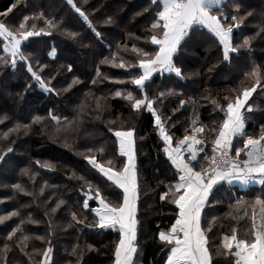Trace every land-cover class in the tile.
I'll list each match as a JSON object with an SVG mask.
<instances>
[{"label":"trees","instance_id":"16d2710c","mask_svg":"<svg viewBox=\"0 0 264 264\" xmlns=\"http://www.w3.org/2000/svg\"><path fill=\"white\" fill-rule=\"evenodd\" d=\"M74 3L86 13L92 27L67 0H0V21L15 28L28 16L26 26L34 23L36 30L51 32L31 36L22 45L47 91L32 78L26 62L18 59L16 67L12 66L0 38V58L9 61L0 63V216H8L0 221V264H42L43 252L49 246L50 264H114L120 233L96 226L98 217L92 209L98 206L97 201H90L88 209L83 208V202L89 184L93 185V193L99 187L113 205L123 203V191L85 157L95 156L106 167L122 170L126 159L118 152L115 133L130 129L135 133L138 175L137 251L133 264H166L170 246L159 240L158 233L170 228L179 209L170 202V194L163 200L160 197L179 176L165 152L166 142L159 135L152 112L145 106L133 108L134 101L126 98L127 93L141 99L147 94L154 99L153 107L174 145L192 133L193 121L195 126H205L203 138L211 152L227 103L234 102L237 95L242 97L243 89L255 84L250 73L258 68L260 84L249 102L255 101L254 107L244 112L246 124L235 139L264 134V0H225L221 9L228 22L236 23L231 21L232 14L245 17L233 29V44L254 36L250 47L230 52L226 61L217 38L207 28L196 25L174 56L182 76L158 72L143 90L132 83V77L142 74V57L133 46L150 53L158 50L148 37L162 5L150 0ZM109 17L112 23H105ZM46 19L58 22L59 28L48 29ZM68 32L78 36L72 38ZM52 50L56 51L55 58L49 55ZM106 58L114 59L116 64L122 60L125 67L106 63ZM169 89L172 94L155 100ZM184 98L189 106L181 110ZM35 117L43 119L35 121ZM17 124L29 127L5 137ZM101 148L103 152L96 151ZM108 161L112 162L110 166ZM15 184L25 191L15 189ZM258 199L264 202V183L242 187L222 182L214 186L202 216L203 228L212 223L211 231L206 233L212 264H235L237 258L223 254L226 250L222 249L223 236L230 235L234 228L238 236L254 238L253 224L259 227L264 223V203H257ZM61 200L64 203L56 208ZM13 212L18 215H9ZM73 212L82 222L72 220ZM13 229L17 231L13 233ZM25 235L29 237L27 247L21 244ZM77 246L78 255H72ZM217 246H221L220 255L216 254Z\"/></svg>","mask_w":264,"mask_h":264},{"label":"snow or ice","instance_id":"6c2138e0","mask_svg":"<svg viewBox=\"0 0 264 264\" xmlns=\"http://www.w3.org/2000/svg\"><path fill=\"white\" fill-rule=\"evenodd\" d=\"M67 2L72 5L89 27H92L89 17L74 3V0H67ZM150 2L158 6L162 5L151 24V35L148 37L153 45L158 46V50L150 53L133 46V51L138 52L142 57L139 59V67L142 69V74L132 77V83L139 86L140 90L144 89L145 82L155 72L167 71L175 73L177 77L182 76V69L174 62V56L178 55L182 42L185 41L190 34V30H194L196 25L207 28L217 38L219 44L223 47V58L226 61L229 60L230 52H238L241 48L250 47V41L255 38L254 36H245L242 43L233 44V29L239 27L245 17L239 16L238 13L232 14L231 21L236 23L228 22V17L221 10L224 0H150ZM85 3H87V0H85ZM239 7L237 4L236 8L238 9ZM39 15L43 16L44 14L40 13ZM247 15H251V13H247ZM28 20L29 17L25 16L23 22L15 28L14 26L10 27L7 22L0 21V37L6 42L4 51L12 57L10 61L12 66L16 67V58L19 57L21 61L26 62L27 71L31 73L32 78L47 90L44 79L39 75L38 71L33 69L29 56L25 55L22 50V41H26L31 36L39 35L41 32L48 35L51 32L46 31L45 28L36 30V24L34 23L26 26ZM105 23H112V18L109 17ZM45 24L48 29L59 28V23L53 19H46ZM261 30L264 31V28H261ZM68 35L76 38L78 33L68 32ZM96 35L99 36L101 34L96 32ZM49 55L52 56L53 53L50 52ZM104 62L112 63L116 67H125V63L122 60L119 64H116L114 59L108 60L106 58ZM0 63L6 64L9 61L6 58H0ZM41 67L46 66L41 65ZM69 70H71V65H69ZM97 74L99 75V72ZM250 75L255 78V84L251 87H245L242 91V97L237 95L234 102L229 100L226 111L222 108V111H225V116L213 141L211 156L198 157V153L202 149L194 146L200 145L204 141L197 138L196 133L204 132L205 126H195V121H193L194 127L191 135H185L175 148L165 147V152L175 165L179 176L178 181L175 184H169L168 192L162 193L160 197L163 200L170 194V202L179 209L170 228L166 231L161 230L158 233L159 240L166 246H170L166 264H212V252L209 247V237L206 234L211 231L212 223L208 224L207 229L203 228L201 212L209 201L213 186L225 180L228 182L238 180L241 183H248L257 179V175L264 176V144L261 143V141H264V134L258 139H248L245 147L250 148V150L247 152L248 159L243 161V165L229 156L232 138L242 134L244 129V115L241 109L245 107L248 98L255 91L256 86L260 84L258 68H253ZM75 82L76 80L74 79L73 83ZM166 94H172V90L169 89L167 93L160 92L155 100H160ZM116 95L120 96L121 93L117 91ZM126 98L129 101H134L132 104L133 108L139 109L141 105H145L152 112L161 136L166 143L170 144L172 137L167 134L163 126L162 117L157 114L156 109L153 107L154 99L149 98L147 94L142 99L135 98L132 92H128ZM225 99L228 100V97H225ZM181 104H183V101H181ZM97 106L99 107V105ZM247 110L251 111V105L248 106ZM53 118L56 119L55 117ZM34 119L35 121H40L43 118L35 117ZM28 127V125L17 124L15 128L10 129L4 136L7 137L10 132H18L21 128L27 129ZM212 131L216 130L213 129ZM115 135L120 138L121 154L128 157V163L124 165L122 170L106 167L104 163L97 161L95 156H86L85 159L107 177L109 181L123 189V203L113 205L107 201L100 188L95 187L94 196L99 202V207L92 209V211L98 217L96 226L99 228H115L119 225L120 239L115 247L114 264H133V255L137 251L134 241L136 240V200L138 198L132 139L133 130L116 131ZM184 145H187L186 150L190 153L188 160H185L181 152V148ZM8 151H11V149L9 148ZM88 151H93V149ZM96 151L103 152V149H97ZM239 155L240 150H237L236 156L238 157ZM2 159L3 157L0 156V160ZM201 159L210 163L207 168L201 166L200 170L197 171L196 165L200 163ZM107 163L111 164L112 162L108 161ZM45 167H52V165L46 164ZM24 171L25 173L28 172L27 169ZM13 187L21 192L25 191L20 184H15ZM92 189L93 185L89 184V191L91 192ZM41 192H43V188ZM63 203V200L59 201L56 208H59ZM239 203L240 201H237V205ZM257 203L264 202L258 199ZM56 208H53L52 211L55 212ZM83 208H89L88 199L84 200ZM9 215H18V213L13 212ZM71 215L73 221L82 222L78 220L75 212ZM229 215L232 214L230 213ZM7 218L8 216H0V221ZM253 229H255L253 239L238 236L235 228L230 235L226 234L223 236L222 249L226 250L223 254L234 255L237 258L235 264H264V223L259 227L253 224ZM16 231L17 229H13V233ZM40 239H43V237H40ZM28 240V236H22L21 244L27 247ZM7 247L5 245V250H7ZM77 248L78 246L73 248L72 255H78ZM51 253V246L44 250L43 256L45 260L42 264H47V261L51 259ZM216 254H222L221 246H217Z\"/></svg>","mask_w":264,"mask_h":264},{"label":"rangeland","instance_id":"374dc122","mask_svg":"<svg viewBox=\"0 0 264 264\" xmlns=\"http://www.w3.org/2000/svg\"><path fill=\"white\" fill-rule=\"evenodd\" d=\"M2 40H3V38L2 37H0ZM30 38V37H29ZM28 38V39H29ZM27 39V40H28ZM26 40V41H27ZM26 41H22V45H23V43L24 42H26ZM3 43L5 44L6 42L3 40ZM138 48V47H137ZM51 53H53V55L51 56L52 58H55V56H56V51H54V50H52L51 51ZM9 54V53H8ZM10 55V54H9ZM12 58V57H11ZM18 59H19V57H17L16 58V60L18 61ZM43 88H45V87H43ZM45 91H47L46 90V88L44 89ZM120 92V91H119ZM254 93H255V91L252 93V95L248 98V100H247V102H246V104H245V107L244 108H242L241 109V111H242V113H243V115H244V112L247 110V108H248V106L249 105H251V109H253V107H254V103H255V101H253L252 103H249L252 99H253V97H254ZM183 104H181V110H183V109H187V107L189 106V100L187 99V98H184L183 100ZM142 106H145V105H141L140 106V108L142 107ZM146 107V106H145ZM147 108V107H146ZM148 109V108H147ZM245 119H244V126H245ZM163 126H164V123H163ZM165 128V127H164ZM165 130H166V132H167V129L165 128ZM120 131H125V130H120ZM128 131V130H127ZM159 132V135H160V137L163 139V137L161 136V134H160V130L158 131ZM168 134V133H167ZM192 133H190V134H188V135H191ZM169 135V134H168ZM196 135H197V138H199V139H202L203 141H204V138H203V135H204V133L202 132V133H196ZM237 136V135H236ZM236 136H234V139H235V137ZM117 137V136H116ZM260 137V136H259ZM259 137H250V138H253V139H258ZM132 139H133V151H134V163H135V170H136V174H137V169H136V153H135V133H134V131H133V137H132ZM234 139H233V141H234ZM248 139L249 138H246L245 140L243 139V140H241V139H235V143L237 144V146H236V148H237V150H240V155L238 156V157H236V154H235V157L236 158H239V159H242V158H247L248 159V156H247V152L250 150V148H246L245 149V145L247 144V141H248ZM117 141H118V152H119V154L120 155H122L121 154V152H120V138L119 137H117ZM166 142V141H165ZM179 143V142H178ZM177 143V144H178ZM261 143L262 144H264V141H261ZM177 144H175L174 145V143H173V139L171 140V142H170V144H168V143H166V147H172V148H175L176 146H177ZM186 148H187V145H184L182 148H181V152H182V154H183V156H184V158H185V160H188L189 159V156H190V153L186 150ZM198 149H202V151H200L198 154H199V156L200 157H203V156H205V155H208V156H211L212 155V151L210 152V151H207V149H206V146H205V142H203L202 144H200V145H198ZM122 156H124L125 157V159H126V162H125V164H127L128 163V157L127 156H125V155H122ZM204 161H206V160H200V163L199 164H197L196 165V170L197 171H199L200 170V168H201V166H205L206 164H204ZM193 163H195V162H193ZM208 163H209V161H208ZM207 163V164H208ZM204 164V165H203ZM111 164H108L107 163V166H110ZM114 168H117V166L116 165H114L113 166ZM124 167V166H123ZM97 169V168H96ZM98 170V169H97ZM101 173V172H100ZM102 174V173H101ZM103 175V174H102ZM104 176V175H103ZM105 177V176H104ZM106 179H107V177H105ZM110 182H112V181H110ZM113 183V182H112ZM137 184H138V175H137ZM216 185V184H215ZM214 185V186H215ZM214 186H213V188H214ZM213 190V189H212ZM122 191H123V189H122ZM86 196H87V199H88V202H90V201H94V200H96L95 199V196H94V193L92 192V190H91V192L88 190V193L86 194ZM97 201V200H96ZM97 203H98V206L97 207H99V202L97 201ZM137 206H138V198H137V200H136V213H137ZM206 206V205H205ZM205 206H204V208H205ZM96 207V208H97ZM204 208L202 209V212H201V217L203 216V211H204ZM108 228H110V229H112V230H114V231H118L119 232V225H117L115 228H112V227H108ZM136 235H137V230H136ZM135 243H136V240L134 241Z\"/></svg>","mask_w":264,"mask_h":264},{"label":"crops","instance_id":"0c3cea01","mask_svg":"<svg viewBox=\"0 0 264 264\" xmlns=\"http://www.w3.org/2000/svg\"><path fill=\"white\" fill-rule=\"evenodd\" d=\"M225 1V0H224ZM159 72V71H158ZM158 72H155V73H153L152 74V76L149 78V80H151L153 77H154V75L155 74H157ZM163 73H168L169 74V72H167V71H163ZM148 80V81H149ZM147 82V81H146ZM145 82V83H146ZM234 138V137H233ZM261 181H264V176H259V175H257V179H255V180H251V181H249L248 183H241V182H239L238 180H233L232 182H230V183H232V184H237V185H240V186H242V187H248V186H255V185H257V186H261L264 182H261ZM222 182H228V181H220V182H218L216 185H218V184H221ZM134 244H135V242H134ZM134 257H135V253H134V255H133V260H134ZM44 260H45V258H44ZM51 260H52V254H51V259L50 260H48L47 261V264H50L51 263ZM44 262V261H43Z\"/></svg>","mask_w":264,"mask_h":264},{"label":"built area","instance_id":"2783aa9c","mask_svg":"<svg viewBox=\"0 0 264 264\" xmlns=\"http://www.w3.org/2000/svg\"><path fill=\"white\" fill-rule=\"evenodd\" d=\"M246 148H247V147H245V149H246ZM236 152H237V148H236V147L234 146V144L231 142V148H230V151H229V156H230V158L237 160V162H239L241 165H243V161L247 160V158H242V159L236 158V157H237V156L235 157ZM209 163H210V162H209ZM209 163L206 164L204 167L207 168L208 165H209Z\"/></svg>","mask_w":264,"mask_h":264},{"label":"water","instance_id":"95a60500","mask_svg":"<svg viewBox=\"0 0 264 264\" xmlns=\"http://www.w3.org/2000/svg\"><path fill=\"white\" fill-rule=\"evenodd\" d=\"M194 147L198 148V145H195ZM198 157H200L199 154H198Z\"/></svg>","mask_w":264,"mask_h":264}]
</instances>
